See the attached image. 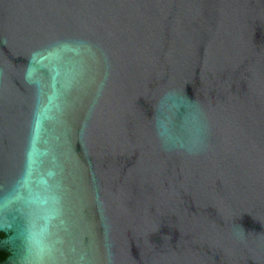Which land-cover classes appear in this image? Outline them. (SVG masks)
I'll return each instance as SVG.
<instances>
[{"label": "water", "instance_id": "95a60500", "mask_svg": "<svg viewBox=\"0 0 264 264\" xmlns=\"http://www.w3.org/2000/svg\"><path fill=\"white\" fill-rule=\"evenodd\" d=\"M0 251L264 264V0H0Z\"/></svg>", "mask_w": 264, "mask_h": 264}, {"label": "trees", "instance_id": "16d2710c", "mask_svg": "<svg viewBox=\"0 0 264 264\" xmlns=\"http://www.w3.org/2000/svg\"><path fill=\"white\" fill-rule=\"evenodd\" d=\"M1 238H3V235L1 236ZM8 257V254L5 252H1L0 251V262L5 261V259Z\"/></svg>", "mask_w": 264, "mask_h": 264}]
</instances>
